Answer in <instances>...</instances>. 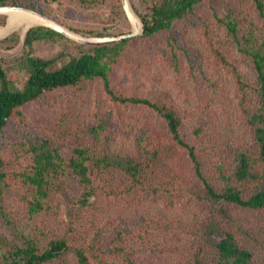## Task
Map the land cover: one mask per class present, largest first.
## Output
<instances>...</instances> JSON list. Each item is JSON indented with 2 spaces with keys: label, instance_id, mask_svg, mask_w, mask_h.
Segmentation results:
<instances>
[{
  "label": "rangeland",
  "instance_id": "1",
  "mask_svg": "<svg viewBox=\"0 0 264 264\" xmlns=\"http://www.w3.org/2000/svg\"><path fill=\"white\" fill-rule=\"evenodd\" d=\"M154 1L159 0H127L142 28L131 35L112 65V88L124 96L171 106L181 117L182 133L195 146L205 176L221 189L224 182L218 164L230 172L237 149L257 152L245 108L252 109L259 100L251 56L238 50L218 18L232 11L240 20V35L251 24L263 39L264 18L255 0H203L171 31L141 37L139 13L150 12ZM7 5L35 10L85 39L63 33L35 41L33 54L56 57L57 66L79 56L91 43L119 40L136 31L124 0H8ZM6 23L7 15L0 13V26ZM170 34L175 41L168 40ZM25 35L14 29L0 37V62L18 87L27 77L22 65L28 50ZM10 36L14 39L5 40ZM216 50L249 84L244 103L232 67ZM21 110L24 116L14 114L0 135V155L6 161L0 207L8 214L0 215V264H15L7 256L14 246L25 245L21 231L36 239L41 249L52 239L66 238L72 246L87 250L91 264H192L196 248L213 251L204 236L212 214L204 182L188 150L175 143L159 112L113 100L100 77L46 92ZM28 139L35 144L48 139L66 160L77 145L95 157L132 158L141 163L142 182L136 183L118 166L92 167L94 193L83 205L79 201L82 184L68 168L44 198L46 209L32 215L33 187L20 175L31 171L34 163ZM145 147L156 154L147 153ZM234 184L245 196L253 191L249 182ZM225 203L233 219L220 221V228L234 232L239 243L251 250L249 264H264V209ZM45 264L79 262L69 251Z\"/></svg>",
  "mask_w": 264,
  "mask_h": 264
},
{
  "label": "trees",
  "instance_id": "2",
  "mask_svg": "<svg viewBox=\"0 0 264 264\" xmlns=\"http://www.w3.org/2000/svg\"><path fill=\"white\" fill-rule=\"evenodd\" d=\"M8 0H0V6L7 5ZM87 2L88 0H81ZM203 0H159L154 1L151 11L139 13L143 22V33L141 37H152L161 30H172L174 23L185 18ZM260 15L264 18V1L255 0ZM228 33L232 36L238 50L251 56L253 66L257 72L256 86L258 102L252 109L245 108L247 112V123L254 133L256 153L252 154L246 149L235 151V167L233 171H225V166L220 162L217 166L220 179L224 182L221 189H217L205 176L203 164L199 159L194 145H191L182 133V120L178 113L167 104L159 103L146 97L124 96L117 93L111 84L110 71L112 65L124 51L126 45L133 38L126 36L119 40L91 43L90 48L83 51L79 56H71L70 59L57 66V58H44L33 54L34 43L37 40L52 39L64 34L46 25L32 26L26 31L24 44L28 48L23 57L22 65L26 69L27 77L22 87L16 86L9 78L6 69L0 62V135L3 134L8 121L14 114L24 116L21 108L34 100L40 98L44 93L59 88L76 86L83 80L100 77L104 82V89L115 101L122 103L143 104L159 112L165 118L172 139L176 144L188 150L195 164L197 175L203 180L206 198L210 201L212 214L208 225V231L204 234L213 248L212 252L198 247L193 254L192 264H249L252 252L241 245L234 232L220 228V221L231 222L227 203H234L242 207L255 210L264 209V39L257 35L253 26L246 29L240 35V20L228 11L224 17H219ZM207 32V30H206ZM13 36L5 40H12ZM170 42L175 41L170 34ZM169 42V43H170ZM217 51V50H216ZM222 61L231 66L237 81L236 89L241 95L244 103L248 97L249 84L245 82L240 71L232 63L228 62L225 55L217 51ZM198 134V132H197ZM30 151L33 153L34 163L31 171H23L20 175L23 180L33 187L34 198L29 201V212L33 215L46 207L44 198L48 197L55 181L61 179L68 168L79 177L82 184V193L79 201L85 205L94 193L92 167L101 169L108 166H118L130 174L136 183H141V163L132 158L95 157L82 145H77L73 155L66 160L57 146H52L48 139L40 143H34L28 139ZM147 153L153 151L144 148ZM6 161L0 155V197L2 196V183L5 178L3 170ZM234 181L240 183L249 182L253 185V191L245 196L244 190L239 188ZM57 188V185L55 186ZM0 215L7 217L3 207H0ZM25 239V245H16L9 251L8 260L15 264H45L64 253L74 251L79 264H91L90 256L85 248L72 246L66 238H56L49 242L45 249H41L38 241L20 232Z\"/></svg>",
  "mask_w": 264,
  "mask_h": 264
},
{
  "label": "bare ground",
  "instance_id": "3",
  "mask_svg": "<svg viewBox=\"0 0 264 264\" xmlns=\"http://www.w3.org/2000/svg\"><path fill=\"white\" fill-rule=\"evenodd\" d=\"M0 13H5L7 15V23L4 26H0V37L14 29H20L24 35L27 29L33 25L52 24L50 20L39 12L24 7L10 5L0 6ZM130 17L134 24V30H141L142 24L140 18L133 11Z\"/></svg>",
  "mask_w": 264,
  "mask_h": 264
},
{
  "label": "water",
  "instance_id": "4",
  "mask_svg": "<svg viewBox=\"0 0 264 264\" xmlns=\"http://www.w3.org/2000/svg\"><path fill=\"white\" fill-rule=\"evenodd\" d=\"M124 4H125V7L127 8V11H128V13H129V15H131V10H130V8L128 7L127 0H124ZM17 7H18V6H17ZM19 7H22V6H19ZM40 14H41V13H40ZM41 15H43V14H41ZM43 16H44V15H43ZM45 17H46V16H45ZM46 18H47V17H46ZM47 19H48V18H47ZM48 20H50V19H48ZM50 21H51L52 24H44V25H48V26L54 28L55 30H57V31H59V32H61V33H64V34H66V35H68V36H70V37H73V38H79V39L85 40L84 38H81V37L75 35V33L73 34V32L69 31L67 28H65V27H63V26H61V25L55 23V22L52 21V20H50ZM135 34H137V31H135L134 33L129 34V35H124V36H122L121 38H124V37H126V36L135 35ZM104 39H105V40H100V41L112 40V39H110V38H104Z\"/></svg>",
  "mask_w": 264,
  "mask_h": 264
}]
</instances>
